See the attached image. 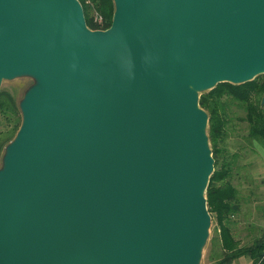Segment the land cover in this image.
Returning <instances> with one entry per match:
<instances>
[{
  "label": "water",
  "instance_id": "95a60500",
  "mask_svg": "<svg viewBox=\"0 0 264 264\" xmlns=\"http://www.w3.org/2000/svg\"><path fill=\"white\" fill-rule=\"evenodd\" d=\"M0 0V264H200L215 159L200 91L264 73V0Z\"/></svg>",
  "mask_w": 264,
  "mask_h": 264
},
{
  "label": "trees",
  "instance_id": "16d2710c",
  "mask_svg": "<svg viewBox=\"0 0 264 264\" xmlns=\"http://www.w3.org/2000/svg\"><path fill=\"white\" fill-rule=\"evenodd\" d=\"M80 2L83 5L87 25L91 29H107L111 26L115 9L113 0H80ZM96 8L103 12L104 21L102 23L93 20L91 12ZM263 78L264 76L256 77L251 81L240 84L220 82L209 92L200 96V105L209 114V139L215 159V171L210 178L206 195L209 212H217L216 216L221 228L224 250L218 264H231L235 259L242 256L249 257L252 264H264V234L260 238H256L250 245H241L240 240L236 239L229 226L232 216L239 211L238 195L235 186L227 180L232 160L224 161L218 145L219 142L223 141L227 131V106L229 101L237 102L245 109L246 117L241 119L249 122V137L264 143V106L261 103L264 94ZM0 106L5 114L11 113V115L13 114L12 118H14L12 129L4 133L0 139L1 152V149L10 143L13 133L19 130L22 117L19 109L9 97L7 101L0 99ZM12 118L9 117L8 119L12 120ZM237 155V153H234L233 157ZM220 182H223V184L220 185Z\"/></svg>",
  "mask_w": 264,
  "mask_h": 264
},
{
  "label": "rangeland",
  "instance_id": "374dc122",
  "mask_svg": "<svg viewBox=\"0 0 264 264\" xmlns=\"http://www.w3.org/2000/svg\"><path fill=\"white\" fill-rule=\"evenodd\" d=\"M91 14L95 21L96 16H102L103 12L96 8L92 10ZM102 17H104V15ZM262 76H264V73L256 77L260 78ZM35 83L36 79L31 75L4 79L0 86V99L7 101L9 97L19 109V113L23 119L21 102L27 91ZM210 90L211 89L200 91V96ZM261 103L264 106V94ZM12 115L11 113L5 114L0 106V139L3 137L4 133L12 129L14 124ZM9 117H11L12 120H9ZM227 117V131L223 141L219 142L218 145L221 150V156L224 157V161L232 160L227 180L237 189L239 204V211L232 216L229 226L236 239L240 240L241 245H250L256 238H260L264 234V143L258 139L249 137V122L248 120L241 119L242 117H246V111L237 102L229 101L227 106ZM17 133L18 131L13 133V137L10 139L11 141L16 137ZM207 133L209 135V125L207 126ZM6 146H4L0 152V168H2L4 164ZM210 146L212 148L211 141ZM234 153L238 155L233 157ZM219 184L222 185L223 182ZM210 214L211 226L209 236L202 249L200 264H218L224 250L222 246L221 228L216 216L217 212L214 211ZM250 260L249 257L242 256L235 259L231 264H251L249 262Z\"/></svg>",
  "mask_w": 264,
  "mask_h": 264
},
{
  "label": "built area",
  "instance_id": "2783aa9c",
  "mask_svg": "<svg viewBox=\"0 0 264 264\" xmlns=\"http://www.w3.org/2000/svg\"><path fill=\"white\" fill-rule=\"evenodd\" d=\"M95 20H96L97 22H99V23H102V21H103V17L100 16V15H97Z\"/></svg>",
  "mask_w": 264,
  "mask_h": 264
},
{
  "label": "crops",
  "instance_id": "0c3cea01",
  "mask_svg": "<svg viewBox=\"0 0 264 264\" xmlns=\"http://www.w3.org/2000/svg\"><path fill=\"white\" fill-rule=\"evenodd\" d=\"M252 264V260L249 261Z\"/></svg>",
  "mask_w": 264,
  "mask_h": 264
}]
</instances>
